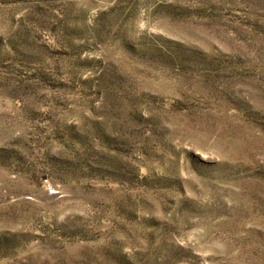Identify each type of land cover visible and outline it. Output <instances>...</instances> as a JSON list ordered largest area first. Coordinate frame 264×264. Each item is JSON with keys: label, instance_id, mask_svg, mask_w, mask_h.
Wrapping results in <instances>:
<instances>
[{"label": "rangeland", "instance_id": "1", "mask_svg": "<svg viewBox=\"0 0 264 264\" xmlns=\"http://www.w3.org/2000/svg\"><path fill=\"white\" fill-rule=\"evenodd\" d=\"M0 264H264V0H0Z\"/></svg>", "mask_w": 264, "mask_h": 264}]
</instances>
